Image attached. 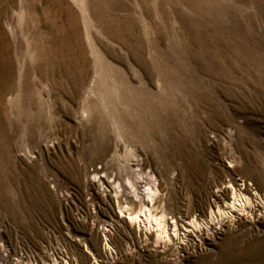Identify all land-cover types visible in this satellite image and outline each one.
Masks as SVG:
<instances>
[{
    "label": "rangeland",
    "instance_id": "1",
    "mask_svg": "<svg viewBox=\"0 0 264 264\" xmlns=\"http://www.w3.org/2000/svg\"><path fill=\"white\" fill-rule=\"evenodd\" d=\"M19 1L0 0V264H264V0ZM230 184L250 202L220 219ZM148 186L172 240L129 219ZM189 215L208 225L186 236Z\"/></svg>",
    "mask_w": 264,
    "mask_h": 264
},
{
    "label": "bare ground",
    "instance_id": "2",
    "mask_svg": "<svg viewBox=\"0 0 264 264\" xmlns=\"http://www.w3.org/2000/svg\"><path fill=\"white\" fill-rule=\"evenodd\" d=\"M19 5L22 9L23 8L25 9L26 7H28L29 3H27V0H20ZM80 5L81 6L83 5L82 0L80 1ZM230 185H231V189L229 190V193H227L225 197L226 198L225 202L223 203L222 206L218 205V207L215 210L217 217L220 219L221 217L231 214L232 211L244 210L246 205H248L250 202L249 197L245 193H243L240 190H237L238 188H235L232 184ZM155 192L157 191L152 186H148L146 188V191H145V194L147 195V200H145L146 203L142 202L141 207H139V209L136 212L128 213L129 219L130 221L135 222L138 225V227L140 228L144 227V230H151L152 228V230H154L155 232V236L157 239H161L164 241L170 240V239L172 240L174 237L178 235L177 226H178L179 221L177 222V220H175V218L173 219V217L171 218V221H169V219L166 218V214L164 211H162L160 214H158L157 212H154V210L158 206L155 204H159V200H157L154 197ZM154 207L155 209L153 210ZM215 211L214 210L210 211V219H209L210 222H213L215 219L214 217ZM183 221H186L187 223V225H184L182 223L184 225L183 228H185L184 230L185 235L190 230L188 229L190 227L191 228L193 227L199 231L204 226L208 225V221H204L203 218L198 219L197 217H194V216L191 217L190 215L189 217L185 216V220ZM105 245L106 246L108 245L109 247V243L106 242ZM66 264H69V263L66 261Z\"/></svg>",
    "mask_w": 264,
    "mask_h": 264
}]
</instances>
